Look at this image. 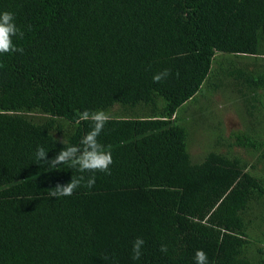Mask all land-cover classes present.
I'll return each instance as SVG.
<instances>
[{
  "label": "trees",
  "instance_id": "trees-1",
  "mask_svg": "<svg viewBox=\"0 0 264 264\" xmlns=\"http://www.w3.org/2000/svg\"><path fill=\"white\" fill-rule=\"evenodd\" d=\"M3 11L24 51L0 54V264H195L197 250L264 264V0H0ZM215 96L244 110L226 137ZM186 102L204 104L215 135L197 163L188 108L176 114ZM84 110L111 116L98 137L111 174L50 197L81 173L36 150L79 145Z\"/></svg>",
  "mask_w": 264,
  "mask_h": 264
},
{
  "label": "clouds",
  "instance_id": "clouds-1",
  "mask_svg": "<svg viewBox=\"0 0 264 264\" xmlns=\"http://www.w3.org/2000/svg\"><path fill=\"white\" fill-rule=\"evenodd\" d=\"M30 30V29H29ZM24 33L15 22V14L10 11L0 13V54H9L20 52L24 49L18 47L13 42L14 37L23 38ZM171 75L169 69L156 73L153 81L159 83L167 79ZM178 75V73H177ZM111 120V116L104 110L89 111L84 110L79 114L75 123L80 124L82 121H91L92 127L81 139L79 145H71L62 138L58 142L63 145L61 150L52 159H48V152L44 147H38L35 153L36 159L42 161L51 169L58 168L59 165H69L71 168L78 170L81 175L72 177L70 182L61 185L57 184L52 188L48 195L54 198L69 197L75 190L80 187L91 189L96 182V172H102L106 175L111 174L110 165L113 158L110 150H106L105 146L98 140L105 125ZM83 173H92L87 178ZM145 241L142 237H137L132 245V259L139 260L142 255V247ZM161 252L168 251L167 245H162ZM104 259H108L107 256ZM195 264H209L208 256L203 250L195 252Z\"/></svg>",
  "mask_w": 264,
  "mask_h": 264
},
{
  "label": "rangeland",
  "instance_id": "rangeland-1",
  "mask_svg": "<svg viewBox=\"0 0 264 264\" xmlns=\"http://www.w3.org/2000/svg\"><path fill=\"white\" fill-rule=\"evenodd\" d=\"M228 102L231 103L229 108H227L226 104V108L223 109V107H219V98L215 96L213 105L211 106V110L220 119L221 126L223 127V135L225 137L230 132L243 127L238 117L242 116L244 112L241 103L236 101ZM201 105L204 104H198L194 106L193 103L188 104V102H186L183 106H180L176 110V114H180L185 108H188L187 112L190 113V116L187 118V120L184 119L183 122L186 124L189 131V137L187 141L188 151L191 155L192 161L196 163L200 162L204 155L211 150V142L215 136L210 133L212 132V119L210 116L206 115L204 117L202 115V112L199 110V108L202 107ZM220 106H222V104ZM243 121H246L245 114L243 115ZM254 124L257 127L258 121L254 120Z\"/></svg>",
  "mask_w": 264,
  "mask_h": 264
}]
</instances>
